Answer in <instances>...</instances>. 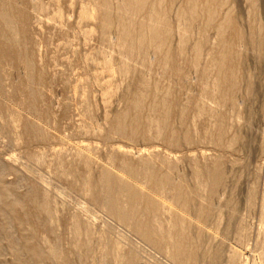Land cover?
I'll return each mask as SVG.
<instances>
[{"label":"rangeland","instance_id":"obj_1","mask_svg":"<svg viewBox=\"0 0 264 264\" xmlns=\"http://www.w3.org/2000/svg\"><path fill=\"white\" fill-rule=\"evenodd\" d=\"M191 5L0 0V264H264V0H199L181 18ZM158 9L170 32L152 51L138 26ZM177 185L196 186L187 210ZM151 221L181 234L180 260L138 229Z\"/></svg>","mask_w":264,"mask_h":264},{"label":"bare ground","instance_id":"obj_2","mask_svg":"<svg viewBox=\"0 0 264 264\" xmlns=\"http://www.w3.org/2000/svg\"><path fill=\"white\" fill-rule=\"evenodd\" d=\"M157 1H159V3H161L162 2V0H157ZM190 1V4L192 3V9L190 10V12H183V14H181L180 16H181V18H192L193 16H195V14H196V8L198 7H196V5L195 4H197V2L199 1V0H189ZM188 2V1H187ZM157 3V2H156ZM144 4H145V0L143 1V0H122V8L124 9V10H129L130 11V14H132V15H135V14H137V12H139L142 8H144ZM158 4V3H157ZM164 5V4H163ZM188 5V4H187ZM186 5V6H187ZM185 6V7H186ZM190 6V5H189ZM188 7V6H187ZM186 7V8H187ZM159 8V7H158ZM185 8V9H186ZM1 9V15L5 18L7 15H9V13L7 12V11H5L4 10V8L2 9V8H0ZM184 9V10H185ZM210 9V8H209ZM159 10V9H158ZM157 10V11H158ZM163 10V9H162ZM166 11V10H165ZM214 11V10H213ZM213 11H210L209 10V12H207V13H209V15H207V16H209V19L210 20H212L215 16H214V12ZM168 15V14H167ZM129 16V15H128ZM152 17H149V19H148V21H151V22H148L147 24H145V23H143V24H140L138 27H139V35H138V38H139V40L140 41H142L143 39H144V35H145V33L146 32H149V36L148 37H150L149 38V40L151 41V46H150V48L152 49V51H154V50H157V49H159V46H160V42L162 41V39L164 40H166L167 41V39L168 38H163V37H161V34L162 35H166V36H168V34H169V32H170V30L168 29V28H165V27H163V29L162 28H160V24H167V23H165L166 22V19L167 18H165V17H167L166 16V14L165 13H161L160 12V10L158 11V13L156 12V13H153L152 15H151ZM196 18V17H195ZM163 19H165V22H161ZM228 19V18H227ZM123 20H124V18H122V16L121 17H119V21L121 22V24H123ZM228 21H229V19H228ZM119 22V23H120ZM7 23H8V25H9V22L7 21ZM6 23V24H7ZM12 25V24H11ZM104 26H106V27H108L109 26V24H108V22H105L104 23ZM124 25H122V27L120 28V39H123V38H125L126 39V37H127V35H126V33H128V28L125 26V27H123ZM11 27V26H10ZM12 27H13V25H12ZM11 27V28H12ZM221 27H222V29L225 27L224 25H221ZM130 28V27H129ZM13 29V28H12ZM221 29V30H222ZM146 30H148V31H146ZM233 31H234V29H233ZM236 31V30H235ZM222 32V31H221ZM226 32V31H225ZM14 36V35H13ZM164 40V41H165ZM181 48V47H180ZM195 50H197V51H199V49H198V46L196 45L195 46V48H194ZM223 52H226V51H223ZM228 53V52H227ZM227 53H226V55H227ZM150 54V53H149ZM221 55V54H220ZM222 56V58L225 56V54L223 53V55H221ZM227 57V56H226ZM226 57L224 58V60H219L220 62H222V61H225V59H226ZM241 57V56H240ZM194 59H195V57H194ZM232 70V69H231ZM229 71V70H228ZM221 73V72H220ZM227 74V73H226ZM232 76V75H231ZM229 79H232V78H229ZM33 85V84H32ZM167 111V110H166ZM166 119V118H165ZM164 123H165V121H163ZM34 124V123H33ZM33 129H35V126L33 125ZM37 128V127H36ZM236 143V142H235ZM169 168H171V167H169ZM174 169V168H173ZM173 169H171L172 171H173ZM174 171H175V169H174ZM169 172V171H168ZM168 172H166L162 177H161V180H160V184H159V186H157L156 187V189H155V194L157 195V197H159V196H161V198L162 197H164L163 195H164V193H165V186L166 185H172V181H171V179H172V174H173V172H171V173H168ZM2 173V172H1ZM168 173V174H167ZM212 173H213V170H212ZM218 173H220V171L218 172ZM217 173V174H218ZM3 174V173H2ZM2 174H0V175H2ZM117 173L116 172H114V173H111V175L109 174V177H106L105 178V183L107 184V186L112 190V192H113V200H115V202H113V205H116L115 203H117V201L119 200V197H121V195H119L120 193L122 194L123 192V194H122V196L125 194V190L126 189H124L123 190V187H125V186H123V184L121 185L120 183H121V178H120V180H118V177L120 176V175H116ZM118 174H120V173H118ZM216 174V175H217ZM121 175H123V174H121ZM216 175H213V177L214 178H216L217 176ZM221 175V174H220ZM3 176V175H2ZM216 176V177H215ZM222 176H223V174H222ZM138 177L139 176H137V174L135 173V172H133V171H131L130 173H129V176H128V184L126 185V187L130 184L131 186V189H130V187H129V189L127 190V193L129 192V194H134V195H136V197L138 196L139 198H140V196H141V198H142V195H143V191L140 193V189H139V185L140 184H138L139 182V179H138ZM219 177H221V176H219ZM1 178V177H0ZM214 178H212V179H214ZM222 178L223 177H221V180H222ZM216 180V179H215ZM215 180L213 181V182H215ZM218 180H219V178H218ZM120 181V182H119ZM118 182H119V184L121 185V186H123V187H121L120 188V186H119V184H118ZM124 182H125V180H124ZM224 182V181H223ZM216 183H218L217 181H216ZM215 183V184H216ZM220 183V182H219ZM132 185H135V186H132ZM213 185V184H212ZM215 186H217V185H215ZM215 186H213V188L215 187ZM133 187V188H132ZM219 187V186H218ZM194 190H196V186H195V189H193L192 188V191L189 193V194H185L184 193V191H183V187L181 186V185H177V186H175V188H174V196H173V199H174V201H176V202H178L181 198L182 199H184V201H185V204H183V207H181V208H183L184 210H185V208L186 207H188L189 205H188V203H187V201H188V199L189 200H191L189 197L190 196H192L193 194H194V196H192V198H195V196L197 197V193H198V191L196 190V191H194ZM173 194V193H172ZM131 197V196H130ZM171 197V196H170ZM132 198V197H131ZM143 198H144V196H143ZM156 199L157 198H152V199H149V198H147V207H146V211L149 213H154L153 215H155V214H157L159 211H160V205H158L157 203H156ZM139 200V199H138ZM123 201V200H122ZM141 201V200H140ZM190 202V201H189ZM119 204V203H118ZM117 206V205H116ZM116 206H113V214H114V216H116L118 219H120L121 221H126V220H128V218L130 217L129 215H131V209L133 208H131L130 209V207H128V208H125V209H123V210H121V208L120 207H116ZM119 206V205H118ZM9 207V206H8ZM125 207V206H124ZM190 208V207H189ZM8 210V209H7ZM135 210V208H133V211ZM175 210H176V207H175ZM184 210L182 211V209H180V210H176V212L175 213H178L179 211L182 213H184ZM186 210H187V208H186ZM195 210V209H194ZM210 211H211V209H209ZM9 211V210H8ZM209 211V212H210ZM190 212V211H189ZM129 216V217H128ZM183 216V215H182ZM182 219V218H181ZM153 223H152V221L151 222H148V223H146V225H144V226H141V225H139L138 226V229H141V231H142V233H144V235H145V238L147 239V240H151L153 243H161V244H167V245H171V247L173 248V257H175V259L177 258V260L182 256V247H183V245L181 244V242L182 243H184L185 242V240L183 241V238L179 235L178 236V238H169V235H170V232H167V233H169V234H167L166 236L167 237H165L164 235H157L159 232H157V231H155V229H154V231H152L153 230ZM204 225V224H203ZM206 226V225H205ZM159 229V228H158ZM205 230V227L204 226H202L201 228H200V231H204ZM151 233H156L155 235L156 236H151ZM201 233V232H200ZM173 234V233H172ZM175 235V234H174ZM178 235V234H177ZM204 236V235H203ZM181 237V238H180ZM182 245V246H181ZM181 246V247H180ZM184 250V249H183ZM184 251H187V250H184ZM197 251H198V249H197ZM199 252V251H198ZM191 254V253H190ZM215 253H213V255H214ZM210 255H212V253L210 254ZM200 255L197 253V252H194L193 254H191L190 255V259L192 258H197V257H199ZM216 256V255H215ZM213 257L215 260H217V256L216 257ZM200 258V257H199ZM180 260V259H179ZM197 261H198V258H197ZM194 262V261H193ZM216 263V262H215Z\"/></svg>","mask_w":264,"mask_h":264}]
</instances>
